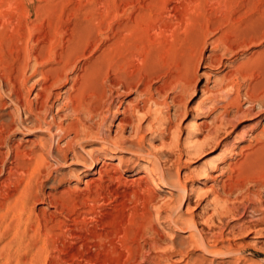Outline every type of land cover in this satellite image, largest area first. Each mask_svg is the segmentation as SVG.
<instances>
[{
    "label": "rangeland",
    "instance_id": "rangeland-1",
    "mask_svg": "<svg viewBox=\"0 0 264 264\" xmlns=\"http://www.w3.org/2000/svg\"><path fill=\"white\" fill-rule=\"evenodd\" d=\"M0 264H264V0H0Z\"/></svg>",
    "mask_w": 264,
    "mask_h": 264
},
{
    "label": "bare ground",
    "instance_id": "bare-ground-1",
    "mask_svg": "<svg viewBox=\"0 0 264 264\" xmlns=\"http://www.w3.org/2000/svg\"><path fill=\"white\" fill-rule=\"evenodd\" d=\"M196 65V64H195ZM222 80V79H221ZM229 80V79H228ZM196 81H197V78H196V76L195 77H193V79H192V81H191V83H189V85H188V88L187 89H189L190 88V92L193 90V86H194V84L196 83ZM187 86V85H186ZM207 91V90H206ZM191 94V93H190ZM178 105V104H177ZM86 113V112H85ZM185 114V113H184ZM183 116V115H182ZM205 124V123H204ZM204 124H202V125H204ZM130 125V124H129ZM201 125V124H200ZM201 125V126H202ZM203 127V126H202ZM201 128V127H200ZM72 130V129H71ZM88 135V134H87ZM53 136V135H52ZM89 137V136H88ZM43 142H44V140H43ZM46 142V141H45ZM47 144V143H46ZM106 144H107V149H109L108 151H116L117 149H120V147L118 146V145H116L115 143H112V142H110V141H107L106 142ZM42 145H43V143H42ZM126 145V144H125ZM41 146V145H40ZM44 146H45V144H44ZM126 146H128V147H126ZM126 146H123L124 148H126V149H128V150H131L133 153H134V155H136V156H139L140 157V160L141 161H143L144 163L141 165V170H142V172H144V174L145 175H143L142 177H138L139 179V181H144V180H146L147 178H151V184H153V185H155L156 183H160V184H163V185H165L169 190H172V191H175V193H176V197H177V199H180L181 197H183V196H187L188 195V191H187V188L184 186V185H182V183H181V179H180V176H179V174H176V175H171L169 172H167V171H164L161 167H160V165H159V163L157 162V160H156V158H154L153 156H152V154H150V153H145L143 150H142V148L140 147V146H136V148H134V146L133 145H131V144H129V145H126ZM42 147V146H41ZM200 147V146H199ZM46 147H42V149H45ZM201 148V147H200ZM199 149V148H198ZM51 150V149H50ZM244 150V149H243ZM131 152V153H132ZM49 153V152H48ZM36 154V153H35ZM41 154V153H40ZM28 155V154H27ZM36 156H38V155H36ZM35 157V156H34ZM242 157V156H241ZM62 158V157H61ZM65 158V157H64ZM119 158V157H118ZM91 159V158H90ZM82 160H84V159H82ZM86 161V160H85ZM83 162V161H82ZM85 163V162H84ZM41 165V164H40ZM81 165H84L83 163L81 164ZM236 165V164H235ZM89 167V166H88ZM229 167V166H228ZM39 168V167H38ZM91 168H93V166L91 167ZM110 168V167H109ZM208 171H206V172H204L203 174H202V181H200V182H203V181H206V180H210L212 183L214 182H216V180H217V176H214L213 174H212V167H209L208 166ZM231 168V166L229 167V169ZM233 168H234V166H233ZM40 169V168H39ZM232 169V168H231ZM91 170V169H90ZM214 170V169H213ZM210 171V172H209ZM230 171V170H229ZM102 173V172H101ZM101 173H100V175H101ZM152 177H153V179H152ZM115 179V178H114ZM200 184H203V183H200ZM223 184V183H222ZM86 185V184H85ZM159 185V184H158ZM244 185V184H243ZM236 186V185H235ZM245 186V185H244ZM160 188V187H159ZM159 188L157 189V190H159ZM216 188V187H215ZM215 188H214V186H211L210 185V187H209V191L206 193V195H208V194H212V195H214V202H215V206L216 207H218V209L220 208V197H219V195H218V193L216 192V190H215ZM161 190V189H160ZM241 190H243L242 189V186L240 185V186H237V187H234V185H233V187H231V186H229V198L235 193V192H237V191H241ZM194 191H192L191 192V195H195L196 196V198H198L199 197V195L201 194H199L198 192H194ZM189 193H190V191H189ZM183 200V199H182ZM37 201V200H36ZM211 203V202H210ZM181 204V203H180ZM215 207V209H217ZM228 208V207H227ZM176 209V208H175ZM179 210V209H178ZM220 210V209H219ZM230 210V209H229ZM178 226V225H177ZM196 237V235H191V239H195L194 241H196V243L198 244L199 243V246H200V249L201 250H203V251H205L207 254H210V255H213V254H215L214 253V251L211 249V248H209L205 243H204V241H203V238H201V237H199V238H195ZM193 242V241H192ZM206 242V241H205ZM195 242H194V244H196ZM196 244V245H197Z\"/></svg>",
    "mask_w": 264,
    "mask_h": 264
}]
</instances>
